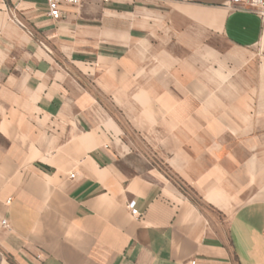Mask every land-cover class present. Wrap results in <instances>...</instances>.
Instances as JSON below:
<instances>
[{"label":"crops","instance_id":"crops-1","mask_svg":"<svg viewBox=\"0 0 264 264\" xmlns=\"http://www.w3.org/2000/svg\"><path fill=\"white\" fill-rule=\"evenodd\" d=\"M229 2L0 0V264H264V16Z\"/></svg>","mask_w":264,"mask_h":264},{"label":"built area","instance_id":"built-area-1","mask_svg":"<svg viewBox=\"0 0 264 264\" xmlns=\"http://www.w3.org/2000/svg\"><path fill=\"white\" fill-rule=\"evenodd\" d=\"M82 0H46L48 13L51 18L57 20L61 17V7L63 6H77ZM107 2L108 0H103ZM229 5L231 7L246 10L249 12L256 13L260 16H264V0H230ZM133 217H138L136 209H131ZM5 225V221L2 222ZM190 264H195L192 261Z\"/></svg>","mask_w":264,"mask_h":264}]
</instances>
